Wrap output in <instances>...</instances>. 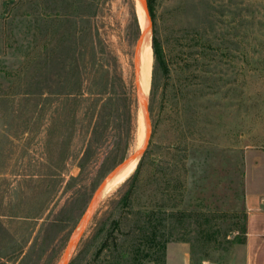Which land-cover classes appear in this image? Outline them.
Returning a JSON list of instances; mask_svg holds the SVG:
<instances>
[{"label": "rangeland", "instance_id": "rangeland-1", "mask_svg": "<svg viewBox=\"0 0 264 264\" xmlns=\"http://www.w3.org/2000/svg\"><path fill=\"white\" fill-rule=\"evenodd\" d=\"M149 2L167 73L152 50L142 93L139 0H0V264H162L163 241L164 264L241 261L247 187L264 188V0Z\"/></svg>", "mask_w": 264, "mask_h": 264}, {"label": "crops", "instance_id": "crops-1", "mask_svg": "<svg viewBox=\"0 0 264 264\" xmlns=\"http://www.w3.org/2000/svg\"><path fill=\"white\" fill-rule=\"evenodd\" d=\"M246 205V238L240 251L242 259L236 264H264V188L263 195L260 196L250 193L247 187ZM176 251L180 257L179 264H191L190 258L180 252V248ZM165 264H170L169 252Z\"/></svg>", "mask_w": 264, "mask_h": 264}, {"label": "bare ground", "instance_id": "bare-ground-1", "mask_svg": "<svg viewBox=\"0 0 264 264\" xmlns=\"http://www.w3.org/2000/svg\"><path fill=\"white\" fill-rule=\"evenodd\" d=\"M139 12H140V18H141V23L143 26L144 30V35L140 42L141 43V52L139 55V62H138V67L139 72H138V85L142 93H144L147 90L148 86V80H149V71H150V62H151V56H152V50L150 46V40H149V31H148V25H147V19H146V14L144 9L141 7L139 4ZM139 42V45H140ZM148 122V121H147ZM148 125V123H147ZM149 128V127H148ZM147 136V126H146V121L143 112L141 111V119H140V142L139 146L141 147L144 144L145 138ZM138 147V148H140ZM137 162V158L131 160L126 166L118 168L108 179L106 182V186L104 189V194H108V192L113 189V187L116 186V184H119L122 182L128 174L132 172L134 169L135 165ZM124 182V181H123ZM115 189V188H114ZM110 195V194H109ZM104 198V197H103Z\"/></svg>", "mask_w": 264, "mask_h": 264}, {"label": "water", "instance_id": "water-1", "mask_svg": "<svg viewBox=\"0 0 264 264\" xmlns=\"http://www.w3.org/2000/svg\"><path fill=\"white\" fill-rule=\"evenodd\" d=\"M140 1V3L142 4V6H143V8H144V10H145V0H139ZM142 36H143V33L141 32V34H140V38H139V41H140V39L142 38ZM138 99H139V102H140V106H141V108H142V111H143V113H144V117L146 118V119H148V108H147V106H146V104H145V101H144V99H143V97H142V95L140 94V92H138ZM141 153H142V148L141 149H139L137 152H135L134 154H132L130 157H128L118 168H120V167H123V166H126L131 160H133V159H135V158H139V156L141 155ZM118 168H116L112 173H110L109 175H108V177L102 182V185H101V187H100V189L98 190V192H97V194L94 196V198H93V200H92V202L90 203V205H89V207H88V209H87V211H86V213H85V216L83 217V219H82V222L83 221H85V219L88 217V215H89V213H90V211L93 209V206H94V204L99 200V198L102 196V194L104 193V189H105V186H106V182L108 181V179L111 177V175L118 169ZM82 225H83V223H82ZM81 225V226H82ZM80 226V227H81ZM78 237V232H75V236H74V238H77ZM68 254H69V249L67 250V252H66V255H65V258L62 260V262L60 263V264H65L66 263V261H67V259H68Z\"/></svg>", "mask_w": 264, "mask_h": 264}, {"label": "trees", "instance_id": "trees-1", "mask_svg": "<svg viewBox=\"0 0 264 264\" xmlns=\"http://www.w3.org/2000/svg\"><path fill=\"white\" fill-rule=\"evenodd\" d=\"M147 6H148V10L150 11V2L149 0H147ZM152 50H153V55H154V61H155V64L157 65H160L162 68H163V71L165 72V74L167 73V67L165 65V61H164V57H163V53H162V49L160 47V44L159 42L157 41V39L154 38L152 39ZM165 242L166 241H163L161 243H157L156 245L159 246V248L157 249V254H160L159 255V260H161V263L164 264V259H163V262H162V257H164V249H165Z\"/></svg>", "mask_w": 264, "mask_h": 264}]
</instances>
